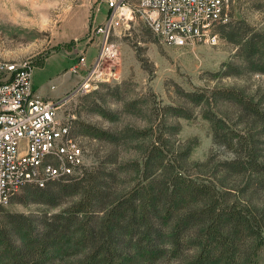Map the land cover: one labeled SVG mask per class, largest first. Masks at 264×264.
<instances>
[{
    "label": "rangeland",
    "instance_id": "obj_1",
    "mask_svg": "<svg viewBox=\"0 0 264 264\" xmlns=\"http://www.w3.org/2000/svg\"><path fill=\"white\" fill-rule=\"evenodd\" d=\"M95 6L96 0H0V57L34 61L35 91L55 103L62 100L59 104L74 117L75 134L85 146V163L91 171L113 174L114 179H105L117 196L141 182L145 155L154 137L166 134L176 141H171L174 149H189L190 158L185 164L188 173L221 183L228 191L227 200L243 208L249 217V226L240 240L243 261L264 264V183L256 185L258 176L250 168L240 175L225 172L224 163L232 159V151L224 152L215 143L209 115L216 113L223 120L225 125L218 127L223 134L233 129L253 131L263 156L264 125L243 114L236 104L218 99L211 105H195L185 96L202 89H234L264 112V70H255L264 56V0H233L215 46L169 47L142 26L134 25L130 30L118 27L115 41L121 60L117 78L109 83H92L82 91L80 83L73 82L83 77L84 71L77 68L78 55L71 50L78 45L82 52L91 35L92 27L83 39H77L83 33L80 11L86 13L89 9L92 18ZM75 12L80 13L79 20L78 16L72 17ZM103 14L96 17L95 24L103 21ZM73 19L76 22L71 24ZM100 38L89 45L88 65L99 53ZM168 105L188 109L191 118L173 117L163 110ZM169 126L172 131L167 129ZM86 183H50L48 186L63 194L57 207L21 202L27 194L22 189L4 208L1 226L7 224L9 214H52L71 206L82 197L78 195L82 188L58 189L64 185L83 187ZM200 233L196 228L190 236V248L183 255L187 260L171 254L156 261L138 255L131 264H194L203 242ZM2 259L0 256V262Z\"/></svg>",
    "mask_w": 264,
    "mask_h": 264
},
{
    "label": "trees",
    "instance_id": "obj_2",
    "mask_svg": "<svg viewBox=\"0 0 264 264\" xmlns=\"http://www.w3.org/2000/svg\"><path fill=\"white\" fill-rule=\"evenodd\" d=\"M222 24L217 28L219 37L220 28L226 25ZM260 60L257 71L264 70L263 55ZM185 96L195 105H211L218 99L236 104L243 114L264 125L259 105L234 89H202ZM163 110L173 117L191 118V111L181 106L168 105ZM209 119L215 143L224 152L232 151V159L224 163L225 172L240 175L250 168L258 176L256 185H262L264 156L253 131L233 129L223 134L219 129L225 125L223 120L216 113ZM73 135L79 138L75 125ZM171 141L176 142L166 134L153 138L141 182L122 196L115 195L105 179H114L112 173L94 172L87 165L81 178L58 180L87 182L83 187L58 189L82 188L78 194L82 197L71 206L52 214H9L7 224H0V264H131L138 255L156 261L169 254L187 260L184 251L190 248L196 228L202 232L203 242L194 264H252L241 257V233L250 223L245 210L227 200L228 191L218 181L188 173L189 149H174ZM50 183L44 188L27 185L21 202L59 206L63 194L48 186Z\"/></svg>",
    "mask_w": 264,
    "mask_h": 264
},
{
    "label": "built area",
    "instance_id": "obj_3",
    "mask_svg": "<svg viewBox=\"0 0 264 264\" xmlns=\"http://www.w3.org/2000/svg\"><path fill=\"white\" fill-rule=\"evenodd\" d=\"M232 2L96 0L93 15L104 8V22L92 27L82 52L78 45L71 50L78 55L77 68L84 71L79 89L117 78L121 60L115 41L118 27L130 30L134 25L142 26L169 47L215 46L220 40L217 28L228 21ZM99 36V53L88 65L89 45ZM34 69L32 59L9 61L0 57V224L2 210L27 185L44 188L53 181L81 178L87 168L85 148L73 135L74 117L35 91Z\"/></svg>",
    "mask_w": 264,
    "mask_h": 264
},
{
    "label": "crops",
    "instance_id": "obj_4",
    "mask_svg": "<svg viewBox=\"0 0 264 264\" xmlns=\"http://www.w3.org/2000/svg\"><path fill=\"white\" fill-rule=\"evenodd\" d=\"M88 8H86L85 10H87ZM106 13V10L104 9V8H101L98 12L96 11V13H95V15H94V17L92 16V18H91V16H90V18H89V9L87 10V12L85 13V12H83V10H81L80 11V13H83V15L81 14V16H83V19H82V23H83V29H82V34L80 33L77 37V39H83V37L88 33V31H89V29L91 28V27H95V26H97V24H95V19H96V17L97 16H99V15H101V14H103V13ZM80 13L79 12H75V14L72 16L73 18L74 17H76V16H80ZM104 15V14H103ZM79 16H78V20H79ZM76 19V18H75ZM104 19H105V15H104V18H103V21L100 23V24H102L103 22H104ZM71 21V24L72 23H74V22H76V20H70ZM68 24V23H67ZM69 25V24H68ZM99 25V24H98ZM76 39V38H75ZM84 46V45H83ZM91 47V46H90ZM35 68H36V66H35ZM71 73H73V71H70ZM33 74H34V71H33ZM32 77H33V75H32ZM82 79H83V77H81V76H79L78 77V79H77V81H75V82H73V84H79V83H81L82 82ZM74 85H72V87H73ZM53 88V87H52ZM60 101H62V100H59L58 101V103L60 102Z\"/></svg>",
    "mask_w": 264,
    "mask_h": 264
}]
</instances>
